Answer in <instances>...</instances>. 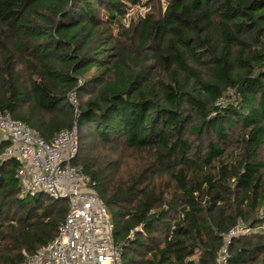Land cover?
Returning <instances> with one entry per match:
<instances>
[{
  "label": "trees",
  "instance_id": "trees-1",
  "mask_svg": "<svg viewBox=\"0 0 264 264\" xmlns=\"http://www.w3.org/2000/svg\"><path fill=\"white\" fill-rule=\"evenodd\" d=\"M139 2L0 0V112L45 143L76 127L122 264H216L238 223L229 264H264V0L125 20ZM16 167L0 161V264L52 241L68 207L22 197Z\"/></svg>",
  "mask_w": 264,
  "mask_h": 264
},
{
  "label": "built area",
  "instance_id": "built-area-1",
  "mask_svg": "<svg viewBox=\"0 0 264 264\" xmlns=\"http://www.w3.org/2000/svg\"><path fill=\"white\" fill-rule=\"evenodd\" d=\"M69 100L75 103L74 95ZM1 142L7 147L0 153V161L16 162L15 178L22 197L41 194L55 201L65 200L68 206L56 237L32 254L23 251V264H122L107 208L93 190L90 177L74 164L76 127L57 133L45 143L36 130L0 112ZM249 233L250 229L238 223L224 235L216 264H229L231 240Z\"/></svg>",
  "mask_w": 264,
  "mask_h": 264
},
{
  "label": "rangeland",
  "instance_id": "rangeland-1",
  "mask_svg": "<svg viewBox=\"0 0 264 264\" xmlns=\"http://www.w3.org/2000/svg\"><path fill=\"white\" fill-rule=\"evenodd\" d=\"M167 1L168 0H140L136 6L128 10L125 20L128 21L133 15H136L138 18H145L147 16L156 17L159 13L163 12ZM222 102L226 103L225 100Z\"/></svg>",
  "mask_w": 264,
  "mask_h": 264
}]
</instances>
